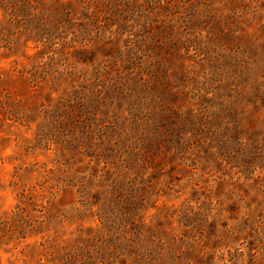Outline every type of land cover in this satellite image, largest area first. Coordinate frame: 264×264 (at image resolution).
<instances>
[{"label": "rangeland", "instance_id": "1", "mask_svg": "<svg viewBox=\"0 0 264 264\" xmlns=\"http://www.w3.org/2000/svg\"><path fill=\"white\" fill-rule=\"evenodd\" d=\"M0 264H264V0H0Z\"/></svg>", "mask_w": 264, "mask_h": 264}]
</instances>
